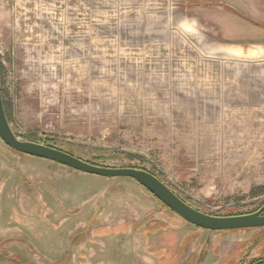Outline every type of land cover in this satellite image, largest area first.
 Listing matches in <instances>:
<instances>
[{
  "label": "rangeland",
  "instance_id": "rangeland-1",
  "mask_svg": "<svg viewBox=\"0 0 264 264\" xmlns=\"http://www.w3.org/2000/svg\"><path fill=\"white\" fill-rule=\"evenodd\" d=\"M226 2L0 0L12 129L94 164L147 168L205 213L258 210L264 35ZM261 260L264 227L201 228L133 178L85 173L0 137V264Z\"/></svg>",
  "mask_w": 264,
  "mask_h": 264
},
{
  "label": "water",
  "instance_id": "water-1",
  "mask_svg": "<svg viewBox=\"0 0 264 264\" xmlns=\"http://www.w3.org/2000/svg\"><path fill=\"white\" fill-rule=\"evenodd\" d=\"M0 137L11 148L32 156L52 160L76 170L103 177H130L137 180L164 204L186 221L211 231L264 227V204L258 210L237 215H212L205 213L180 197L166 182L151 171L139 167H112L90 163L62 149L20 139L10 124L4 106L0 66ZM264 260L254 264H261Z\"/></svg>",
  "mask_w": 264,
  "mask_h": 264
},
{
  "label": "crops",
  "instance_id": "crops-1",
  "mask_svg": "<svg viewBox=\"0 0 264 264\" xmlns=\"http://www.w3.org/2000/svg\"><path fill=\"white\" fill-rule=\"evenodd\" d=\"M232 3L235 7L239 8L242 13L250 15L251 19L258 23L251 26L250 29L260 32L264 35V0H220L222 4ZM237 21V19H234ZM243 22H246L245 20ZM262 23V24H260ZM252 53V52H251ZM131 262V263H130ZM129 264H132L130 261Z\"/></svg>",
  "mask_w": 264,
  "mask_h": 264
},
{
  "label": "trees",
  "instance_id": "trees-1",
  "mask_svg": "<svg viewBox=\"0 0 264 264\" xmlns=\"http://www.w3.org/2000/svg\"><path fill=\"white\" fill-rule=\"evenodd\" d=\"M4 106H5V102H4ZM5 109H6V106H5ZM6 113H7V110H6ZM7 116H8V114H7ZM8 119H9V117H8ZM65 151V150H64ZM71 154V153H70ZM73 155V154H72ZM88 162H90V161H88ZM90 163H92V162H90ZM144 169H147V168H144ZM148 170V169H147ZM150 171V170H149ZM152 173H154V172H152ZM155 174V173H154ZM156 175V174H155ZM158 176V175H157ZM159 177V176H158ZM137 181V180H136ZM138 182V181H137ZM153 194V193H152ZM154 195V194H153ZM155 196V195H154ZM155 197H157V196H155ZM162 202V201H161ZM162 204L163 205H165L166 207H168L166 204H164L163 202H162ZM169 208V207H168Z\"/></svg>",
  "mask_w": 264,
  "mask_h": 264
},
{
  "label": "flooded vegetation",
  "instance_id": "flooded-vegetation-1",
  "mask_svg": "<svg viewBox=\"0 0 264 264\" xmlns=\"http://www.w3.org/2000/svg\"><path fill=\"white\" fill-rule=\"evenodd\" d=\"M262 206H263V205H262ZM262 206H261V207H262Z\"/></svg>",
  "mask_w": 264,
  "mask_h": 264
}]
</instances>
